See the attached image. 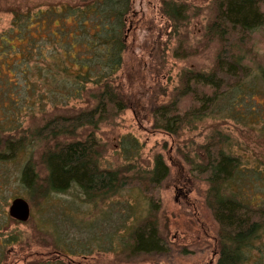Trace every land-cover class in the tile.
I'll return each instance as SVG.
<instances>
[{
    "label": "trees",
    "instance_id": "16d2710c",
    "mask_svg": "<svg viewBox=\"0 0 264 264\" xmlns=\"http://www.w3.org/2000/svg\"><path fill=\"white\" fill-rule=\"evenodd\" d=\"M176 1L164 2L163 10L171 21L181 22L185 7ZM213 1L216 17L207 38L221 45L214 69L185 72L179 100L151 112L154 128L170 136L209 117L220 102L227 110L225 118L254 125L264 122V103L259 100L264 98V69L248 66V53L232 47L243 50L251 35L264 28L263 0ZM12 13L11 28L0 35V69L6 71L3 76L0 72V104H4L0 115H5L0 118V164L14 162L29 151L19 181L30 194L46 197L78 188L90 202L119 195L133 182L120 170L101 168L95 131L129 108L115 79L127 50L132 0H81ZM188 97L194 106L182 111L180 102ZM81 102L84 105L76 110L73 103ZM37 111L46 121L52 120L28 137L25 123ZM212 142L192 170L209 185L207 205L220 227L217 264H264V205L247 200L242 192L249 176L264 180V161L249 168L242 156L231 151L224 135L218 134ZM42 143L45 179L32 161L35 147ZM128 144L136 148L135 143ZM146 175L136 176L134 183L157 188L169 178L170 168L162 155L155 157ZM158 226L156 216L145 217L129 230L122 249L135 255L168 253ZM8 241L0 242V249ZM60 248H66L65 243L55 242L62 253ZM46 259L25 264H72L61 257ZM6 261L3 249L0 264Z\"/></svg>",
    "mask_w": 264,
    "mask_h": 264
},
{
    "label": "rangeland",
    "instance_id": "374dc122",
    "mask_svg": "<svg viewBox=\"0 0 264 264\" xmlns=\"http://www.w3.org/2000/svg\"><path fill=\"white\" fill-rule=\"evenodd\" d=\"M80 1L0 0V35L11 28L13 10H46L52 5ZM166 1L172 0H132L127 50L123 68L115 79L129 108L95 131L101 168L120 170L133 183L119 195L96 202L88 201L78 188L45 197L30 194L19 181L30 158L29 151L14 162L0 164V242L9 239L0 249V254L3 249L7 251V261L1 264H25L56 257L72 264H217L220 227L207 205L209 185L204 176L192 170V165L202 161L205 148L218 134L224 135L231 151L242 156L249 168L256 161H264V122L254 125L225 118L227 110L220 102L209 117L186 126L178 136L154 128L153 108L179 100L185 72L209 73L221 49L217 40L207 38V30L216 17L213 0L176 1L185 7L181 22L171 21L164 14ZM232 47L248 53V66L264 69V28L251 35L243 50L237 45ZM0 72L2 76L6 73L2 69ZM259 100L264 103V98ZM73 105L78 110L84 104ZM3 106L0 104V113ZM191 106L192 97L180 102L182 111ZM241 111L245 114L244 109ZM44 117L37 111L36 116L27 119L28 137L52 120L46 121ZM81 134L85 136L84 131ZM128 141L135 143L136 148L132 149ZM45 148L44 143L37 145L32 156L44 179L47 171L40 157ZM157 155H162L169 166V178L157 188L134 183L136 176H148ZM42 190L44 194L43 187ZM242 192L247 200L264 205V180L249 176ZM16 199L28 203L27 222L9 214ZM150 214L158 218L159 232L169 252L135 255L130 249H122L129 230ZM13 237L18 241L13 242ZM57 241L66 245L60 248L62 253L55 249Z\"/></svg>",
    "mask_w": 264,
    "mask_h": 264
},
{
    "label": "water",
    "instance_id": "95a60500",
    "mask_svg": "<svg viewBox=\"0 0 264 264\" xmlns=\"http://www.w3.org/2000/svg\"><path fill=\"white\" fill-rule=\"evenodd\" d=\"M10 216L21 222H27L30 217V209L28 203L23 199H16L10 207Z\"/></svg>",
    "mask_w": 264,
    "mask_h": 264
}]
</instances>
